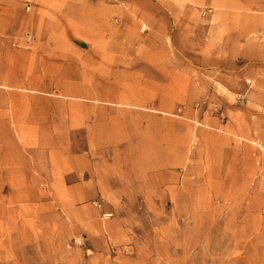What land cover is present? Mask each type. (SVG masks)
<instances>
[{"label":"rangeland","instance_id":"1","mask_svg":"<svg viewBox=\"0 0 264 264\" xmlns=\"http://www.w3.org/2000/svg\"><path fill=\"white\" fill-rule=\"evenodd\" d=\"M248 5L0 0V264H264Z\"/></svg>","mask_w":264,"mask_h":264},{"label":"crops","instance_id":"2","mask_svg":"<svg viewBox=\"0 0 264 264\" xmlns=\"http://www.w3.org/2000/svg\"><path fill=\"white\" fill-rule=\"evenodd\" d=\"M250 7L245 14H211L212 19H219L218 33L215 35L217 50L236 51L242 59L251 63L260 59L264 52V0H244Z\"/></svg>","mask_w":264,"mask_h":264}]
</instances>
